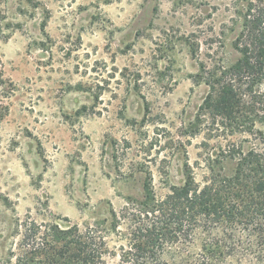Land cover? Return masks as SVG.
<instances>
[{
  "label": "rangeland",
  "instance_id": "obj_1",
  "mask_svg": "<svg viewBox=\"0 0 264 264\" xmlns=\"http://www.w3.org/2000/svg\"><path fill=\"white\" fill-rule=\"evenodd\" d=\"M260 7L0 0V256L19 241L17 219L85 226L142 199L149 177L164 195L184 182L186 164L204 180L213 158L234 171V147L264 159V81H236L241 101L228 113L216 103L220 85L205 106V79L237 61L235 40ZM119 229L107 264L120 263L128 241V225ZM203 235L166 259L181 249L193 261Z\"/></svg>",
  "mask_w": 264,
  "mask_h": 264
},
{
  "label": "trees",
  "instance_id": "obj_2",
  "mask_svg": "<svg viewBox=\"0 0 264 264\" xmlns=\"http://www.w3.org/2000/svg\"><path fill=\"white\" fill-rule=\"evenodd\" d=\"M245 27L235 40L237 61L224 68L222 78L205 79L211 88L207 107L217 85V106L228 113L241 101L236 81H264L263 7L249 11ZM228 157L236 159L231 174L217 170L213 158L208 175L198 180L186 164L184 182L164 195L149 177L142 199L129 198L121 210L112 208L109 217L92 224L17 219L19 241L0 256V264H107V237L121 225H128V241L119 264H264V159L242 147L230 149ZM200 234L201 251L193 261L181 249L178 260L166 259L167 249L190 245Z\"/></svg>",
  "mask_w": 264,
  "mask_h": 264
}]
</instances>
